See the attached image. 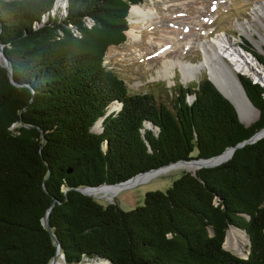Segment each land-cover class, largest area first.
<instances>
[{
	"label": "trees",
	"instance_id": "16d2710c",
	"mask_svg": "<svg viewBox=\"0 0 264 264\" xmlns=\"http://www.w3.org/2000/svg\"><path fill=\"white\" fill-rule=\"evenodd\" d=\"M142 1L0 0V264H49L48 209L63 264H264V136L130 210L77 190L217 156L264 127V86L244 75L248 125L206 76L170 104L129 91L104 58ZM231 226L247 231V257L223 247Z\"/></svg>",
	"mask_w": 264,
	"mask_h": 264
},
{
	"label": "rangeland",
	"instance_id": "374dc122",
	"mask_svg": "<svg viewBox=\"0 0 264 264\" xmlns=\"http://www.w3.org/2000/svg\"><path fill=\"white\" fill-rule=\"evenodd\" d=\"M143 2L155 10V23L137 32L136 28L139 23H130L128 20V29L125 33L132 28L139 35L138 38L134 39L126 34V40L120 45L110 46L104 58V64L124 80L131 93L150 92L155 94L158 100L170 104L177 86L192 85L207 74L202 71L196 80L184 83L182 81V67L175 64L173 71H171L174 73L172 79H159L158 73L162 62L166 59L176 60L179 58L190 63H198L202 61V54L199 50L200 42L209 43L218 35H222L231 41L241 52L253 59L255 62L252 65L253 68L258 74L264 75L261 64L250 52L251 50L264 54V40L260 38V34L264 35V21L263 24L255 23L252 27L253 30H251V37L236 27L237 23L251 21L253 7L258 3H264V0H153L152 4L151 0H143ZM57 5L63 7L62 2H58ZM178 33H181L179 41L183 44L177 48L173 46L174 40H163L162 34L174 36ZM159 42L164 45L162 47L157 46ZM164 46H168L166 57L158 54ZM238 75L247 76L236 73L237 78ZM187 100L191 101V96H188ZM118 109L119 105L116 104H111L109 107V110ZM253 109L255 112H249L250 118H246V113L242 117L239 115L244 124L248 125L258 117V110ZM98 122L100 123V121ZM94 126L92 127L94 131L100 130V124L95 129ZM226 156L227 152L215 159L221 160ZM193 158L195 157L193 156ZM195 170L173 168L155 173L146 180H137L128 185H121L115 190L100 191L88 195L102 204L115 203L123 210H130L143 203L145 192L150 190L164 191L181 173ZM231 229L235 228H228V230ZM235 230L244 239L242 231L240 229ZM247 246L248 243L245 241L241 253H237L234 248L226 243V237L223 243L226 250L242 257L244 251H247ZM59 258L62 261L61 256Z\"/></svg>",
	"mask_w": 264,
	"mask_h": 264
},
{
	"label": "bare ground",
	"instance_id": "6f19581e",
	"mask_svg": "<svg viewBox=\"0 0 264 264\" xmlns=\"http://www.w3.org/2000/svg\"><path fill=\"white\" fill-rule=\"evenodd\" d=\"M153 0H151V4ZM155 10L153 7L147 6L145 2L139 5H133L129 9L128 20L130 23H139V26L136 28V31L139 32L141 29H145L151 24L155 23ZM264 21V3L256 4L252 11H251V21L237 23L236 27L242 31L244 34L251 37V30H253V26L256 22H260L263 24ZM182 28H184L182 26ZM160 31V30H159ZM163 31V30H162ZM167 33V31H164ZM254 32H257L254 30ZM131 38H138V34L135 33L134 29H129L126 33ZM260 34V33H259ZM181 33H178L174 36H167L162 34L163 40H174L173 46L177 48L183 43L179 41ZM261 40H264V35L260 34ZM176 41V42H175ZM162 43V42H161ZM160 42L157 46H161ZM168 46H164L158 54L160 56L166 57ZM199 50L202 54V61L198 63H190L187 61H183L179 58L176 60H169L166 59L162 62V66L158 73L159 79H172L174 77L173 65H179L182 67V81L184 83H188L192 80H196L198 74L204 71L216 84V86L221 90V92L227 96L236 106L239 115L242 117L244 114H247L246 118H250L251 114L249 112H255V110L251 107L248 100L246 99L245 95L242 92L241 86L239 84L238 78L236 73L246 74L247 76L259 80L264 85V75L258 74V72L253 68V63L255 64L254 60L249 58L244 52H241L235 44H233L228 39L224 38L222 35L216 36L211 42L203 43L202 41L199 44ZM249 110V111H248ZM242 121V120H241ZM99 122L95 123L94 129L99 126ZM227 156L224 158L226 159L229 154L230 150H227ZM213 159L211 161H179L173 164H170L166 167L152 170L150 172L139 174L132 178L129 182L123 184L128 185L137 180H146L151 177L153 174L162 172L165 170L173 169V168H186L189 170H195L201 165H207L215 162L222 161ZM121 187V185L115 186H100L97 188H85L83 191L86 194H95L100 191H110L115 190ZM233 227V226H231ZM235 228V227H234ZM238 229V228H235ZM235 229L228 230L226 236V243L229 244L230 247L234 248L237 253H241L242 247L245 241H247V236L242 231L244 235V239L239 236ZM244 248V247H243ZM59 254L55 261L51 262L50 264H58L61 259L59 258ZM106 263V262H105ZM104 262H97L94 264H105Z\"/></svg>",
	"mask_w": 264,
	"mask_h": 264
},
{
	"label": "water",
	"instance_id": "95a60500",
	"mask_svg": "<svg viewBox=\"0 0 264 264\" xmlns=\"http://www.w3.org/2000/svg\"><path fill=\"white\" fill-rule=\"evenodd\" d=\"M63 3L65 4V0H64ZM131 6H132V5H131ZM131 6H130V7H131ZM129 9H130V8H129ZM128 13H129V12H128ZM127 16H128V15H127ZM0 56H1L2 59H3L4 66H5L7 69H9V64H8L6 58L2 55V45H1V44H0ZM261 66H262V65H261ZM262 68H263V70H264V67H263V66H262ZM9 75H10V77H11L10 71H9ZM206 77H207V78H208V79H209V80H210V81L216 86V84L213 82V80H212L208 75H207ZM11 79H12V78H11ZM198 81H199V80H197L196 82H198ZM256 82H259V81H256ZM260 84L263 85L261 82H260ZM240 85H241V83H240ZM263 86H264V85H263ZM216 88L221 92V90H220L217 86H216ZM241 88H242L243 94L245 95V97H246V99L248 100V102L250 103V105H251L253 108H255V107L252 105L251 101L249 100L248 96L246 95V92H245V90L243 89L242 85H241ZM221 93H222V92H221ZM222 95H223L224 97H226V98H227V99L233 104V106L235 107V109H236V111H237L238 117H239V119H240V116H239L238 110H237L236 106L234 105V103H233V102H232L227 96H225L223 93H222ZM113 103H117V102H113ZM255 109H256V108H255ZM109 112H110V110L107 111V113H109ZM99 121L101 122V120H99ZM240 121H241V119H240ZM241 122H242V121H241ZM94 124H95V123H94ZM244 125H246V124H244ZM263 136H264V127H263L261 130H259L258 132H256L255 134H253V135H252L251 137H249L248 139H246V140H244V141H242V142L236 144L235 146H232V147H229V148L225 149L222 153H220V154L217 155V156H212V157H210V158H191V159H189V160L196 161V162H199V161H202V162H204V161H211V160L215 159L216 157L220 156L221 154H223L226 150H230V154H229V156H228L226 159H224V160H222V161H219V162H215V163L207 164V165H201L198 169H200V168H202V167H213V166L219 165V164L225 162L226 160H228V159L232 156V154H233V152H234L235 149L240 148V147H243V146L246 145V144L254 143L255 141H257L258 139H260V138L263 137ZM105 145H107V142H105ZM181 161H187V160H181ZM177 162H179V161H177ZM174 163H176V162H174ZM170 164H173V163H170ZM170 164H168V165H170ZM168 165H165V166H162V167H159V168H156V169H151V170H148V171H146V172L138 173V174L132 176L131 178H129V179L123 181V182H120V183H115V184H105V183H104V184H100V185H98V186H86V187H81V188H78L77 190H78L79 192L85 194V195H88V194H86V193L83 191L85 188H97V187H100V186H103V185H105V186L123 185V184L129 182L132 178H134L135 176H137V175H139V174H144V173L150 172V171H152V170H157V169H160V168L166 167V166H168ZM198 169H197V170H198ZM188 172H189V171H188ZM191 173H192L193 175H195V174H196V171H192ZM49 210H50V209L47 210L46 215H45V220H44L43 222H45V225H46L47 229L49 230V233L51 234V236H52V238H53V240H54V242H55V244H56V253H55V256L52 258V260L49 262V264H50L51 262L55 261V259H56V257H57V254H59V250H60V249H59L58 241H57V239L53 236V234H52V230H51V227H50V225H49ZM238 229H239V228H238ZM209 230H210V233L213 234V229L210 228ZM240 230H241V229H240ZM242 231H243V232L245 233V235L247 236V243H248V246H249V244H250L249 235H248V233H247V231H246L245 229H242ZM226 232H227V231H226ZM248 246H247V251H244V256H243V257H247V254H248ZM60 256H61V258H62V261L59 262L58 264H63V262H64V260H63V255H60ZM238 257H242V256H238ZM105 262H106L105 264H107V263L111 264V261H110V260H105Z\"/></svg>",
	"mask_w": 264,
	"mask_h": 264
}]
</instances>
